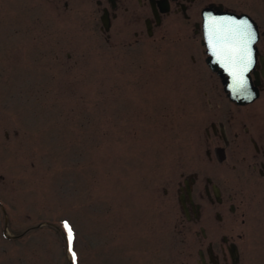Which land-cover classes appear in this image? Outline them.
I'll use <instances>...</instances> for the list:
<instances>
[{
	"label": "rangeland",
	"instance_id": "obj_1",
	"mask_svg": "<svg viewBox=\"0 0 264 264\" xmlns=\"http://www.w3.org/2000/svg\"><path fill=\"white\" fill-rule=\"evenodd\" d=\"M96 1L0 0V264H74L65 223L75 264H197L177 190L233 177L203 152L220 79L180 16L136 39L122 8L101 32ZM246 191L239 264H264V183Z\"/></svg>",
	"mask_w": 264,
	"mask_h": 264
},
{
	"label": "flooded vegetation",
	"instance_id": "obj_2",
	"mask_svg": "<svg viewBox=\"0 0 264 264\" xmlns=\"http://www.w3.org/2000/svg\"><path fill=\"white\" fill-rule=\"evenodd\" d=\"M129 2L96 1L101 12L106 10L110 28L113 21L117 20L120 8L123 9L126 25L132 26L143 21L145 29L140 30L138 27L134 32L136 39L144 35V30L145 34L151 36L154 29L161 26L165 16L172 13L180 16L184 30L187 33L190 30L195 38L201 34V12L206 8L245 15L255 28V52L248 75L251 84L257 86L258 96L245 105H237L226 98L230 106L221 110L209 102L213 112L203 137V152L207 161L221 165L229 155L237 156L235 162L238 160L236 164L240 166L239 174H234L237 165L233 164L232 180L217 178L214 173L201 178L198 173L182 175L177 190V200L183 215L178 233L180 236L193 235L196 245L204 246V249L196 251L197 264H239L238 242L243 241L245 235L231 227L230 221H234L233 217H238L239 213L241 222H244L247 187L254 188L264 183V0H136L138 9L135 11L124 5ZM146 8L151 15L143 18L142 11ZM202 52L206 65L204 46ZM189 60L194 65L199 57L193 53ZM249 191L254 194V190ZM204 205L215 210V219L209 221L207 217L204 218ZM212 221L216 224L214 228L210 226Z\"/></svg>",
	"mask_w": 264,
	"mask_h": 264
},
{
	"label": "snow or ice",
	"instance_id": "obj_3",
	"mask_svg": "<svg viewBox=\"0 0 264 264\" xmlns=\"http://www.w3.org/2000/svg\"><path fill=\"white\" fill-rule=\"evenodd\" d=\"M208 30L209 44L218 59H228L233 65V84L238 91L246 88L244 73L252 65V44L256 41V33L247 20L236 21L234 18L217 19L208 18L206 25ZM239 65L238 68L236 66ZM68 230L71 250L72 232L68 224H64ZM75 264V253L73 252Z\"/></svg>",
	"mask_w": 264,
	"mask_h": 264
},
{
	"label": "water",
	"instance_id": "obj_4",
	"mask_svg": "<svg viewBox=\"0 0 264 264\" xmlns=\"http://www.w3.org/2000/svg\"><path fill=\"white\" fill-rule=\"evenodd\" d=\"M109 1H112V0H109ZM162 12L164 13L165 11H162ZM209 17H213L217 19L234 18L236 21L247 20L250 24L251 22L247 18H245V16L236 15L234 13L222 12V11L213 12L208 9L202 12L203 44L206 47L207 49L206 53L208 54V57L206 58L207 65L210 67V69L213 72H216L218 76L220 77L221 83L224 86V91L227 93V96L230 100L240 105L250 103L257 97V89H256V85L252 86V84L250 83V78L248 76L249 70L244 73V79L247 85L246 88H241L237 91L233 84L232 72L234 68H233L231 61L228 59H223V58L218 59L217 55L213 52V49L209 44L208 30L206 27ZM100 20H101L103 29L107 31L109 29V20L107 17V13L104 12ZM251 25L255 32V28L253 24ZM252 51H253V57H254V52H255L254 43L252 44ZM238 67L239 65L236 66V68Z\"/></svg>",
	"mask_w": 264,
	"mask_h": 264
}]
</instances>
